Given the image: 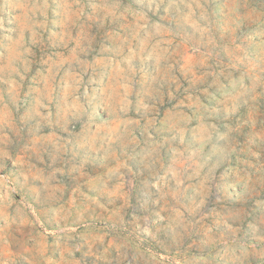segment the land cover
I'll return each mask as SVG.
<instances>
[{"label": "rangeland", "instance_id": "374dc122", "mask_svg": "<svg viewBox=\"0 0 264 264\" xmlns=\"http://www.w3.org/2000/svg\"><path fill=\"white\" fill-rule=\"evenodd\" d=\"M0 264H264V0H0Z\"/></svg>", "mask_w": 264, "mask_h": 264}]
</instances>
